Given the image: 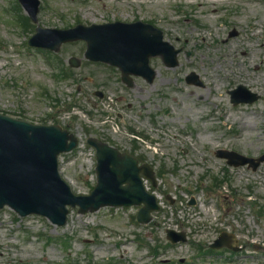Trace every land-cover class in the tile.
<instances>
[{"label": "rangeland", "instance_id": "rangeland-1", "mask_svg": "<svg viewBox=\"0 0 264 264\" xmlns=\"http://www.w3.org/2000/svg\"><path fill=\"white\" fill-rule=\"evenodd\" d=\"M39 1L41 28L141 21L180 50L177 67L150 59L153 83L133 78L127 88L116 69L83 59L82 42L46 56L30 48L36 24L17 0H0V113L58 125L78 139L58 164L76 196L90 194L96 183L88 138L135 155L155 172L157 186H145L160 209L144 226L135 221V207L86 214L70 208L58 227L4 207L0 264H264V164L231 168L215 156L264 154V32L251 28L264 26V0H224L217 12L209 0ZM251 7L257 12L250 14ZM72 56L81 67L58 78ZM191 75L200 85L185 81ZM239 85L260 99L232 105L227 92ZM167 229L185 234L186 242L170 244ZM223 231L236 236L239 252H210Z\"/></svg>", "mask_w": 264, "mask_h": 264}, {"label": "water", "instance_id": "water-1", "mask_svg": "<svg viewBox=\"0 0 264 264\" xmlns=\"http://www.w3.org/2000/svg\"><path fill=\"white\" fill-rule=\"evenodd\" d=\"M33 23L37 22L38 0H19ZM234 33H231L232 36ZM84 41V57L92 62L106 63L117 67L123 83L132 86L131 76L143 77L151 83L155 71L149 67V59L161 57L168 68L177 66L179 51L163 41L161 31L151 25L136 22H115L104 25H77L69 30L36 29L29 45L58 52L64 43ZM70 65L78 68L80 62L71 58ZM187 82L196 80L190 76ZM233 104H251L258 99L244 87L230 92ZM101 97V94L95 93ZM88 144L96 150L97 184L89 196H74L58 174L57 156L71 151L76 139L59 126H37L0 115V209L8 206L20 216L38 214L52 224L62 226L66 222L67 206H79V213L95 212L102 207H141L137 221L147 224L150 213L157 209L154 197L143 188L140 173L153 185L155 179L146 166L138 167L130 155L120 154L98 140L89 139ZM219 158L227 159L233 167H251L253 171L264 162V155L246 158L234 152L218 151ZM168 238L175 243L184 241V236ZM226 246L237 250L234 236L223 233L211 246L218 249Z\"/></svg>", "mask_w": 264, "mask_h": 264}, {"label": "bare ground", "instance_id": "bare-ground-1", "mask_svg": "<svg viewBox=\"0 0 264 264\" xmlns=\"http://www.w3.org/2000/svg\"><path fill=\"white\" fill-rule=\"evenodd\" d=\"M205 3L206 4L208 3L213 8L212 9L213 12H217L218 11V6H220V8H221V6L224 4V0H211V1L209 0V1L205 2ZM205 3L202 1V2L198 3V6L199 7L205 6L204 5ZM189 4H194V2H190ZM249 4H252L253 5V3H249ZM256 10H257V7H255V8H252L251 7V8L248 9V12L251 14L253 12H257ZM248 17L250 19H252V16L251 15H249ZM202 27H204V26H202ZM251 28L255 32H260V31L264 32V26H262L260 24H253ZM203 29H205V28H203Z\"/></svg>", "mask_w": 264, "mask_h": 264}]
</instances>
